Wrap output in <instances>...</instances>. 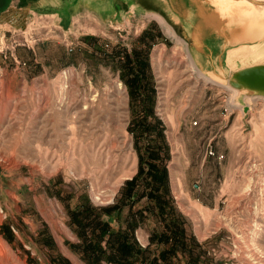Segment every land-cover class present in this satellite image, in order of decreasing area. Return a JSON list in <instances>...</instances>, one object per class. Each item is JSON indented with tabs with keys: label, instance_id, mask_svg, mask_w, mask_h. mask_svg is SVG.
<instances>
[{
	"label": "rangeland",
	"instance_id": "374dc122",
	"mask_svg": "<svg viewBox=\"0 0 264 264\" xmlns=\"http://www.w3.org/2000/svg\"><path fill=\"white\" fill-rule=\"evenodd\" d=\"M245 1L0 0V264H86L69 247L78 238L68 211L85 201L112 205L138 163L128 92L107 55L130 50L153 25L163 37L149 55L154 112L187 232L216 264H264V101L246 103L264 88L241 75L264 66V0ZM252 6L260 31L251 30L247 61L237 50L230 64L228 9ZM207 27L218 38L214 50ZM186 55L238 89L243 112L227 103L230 92L197 78ZM157 227L149 217L136 231L139 243Z\"/></svg>",
	"mask_w": 264,
	"mask_h": 264
},
{
	"label": "trees",
	"instance_id": "16d2710c",
	"mask_svg": "<svg viewBox=\"0 0 264 264\" xmlns=\"http://www.w3.org/2000/svg\"><path fill=\"white\" fill-rule=\"evenodd\" d=\"M162 38L153 25L142 32L130 50L112 47L107 55L128 92L133 116L128 131L134 138L138 163L136 174L123 183L112 205L95 207L85 201L68 211L69 224L78 238V243L69 247L86 264H216L207 256L205 244L188 234L186 221L171 195L167 168L170 147L163 123L154 112L156 90L149 56ZM143 201L144 205L135 209ZM125 209L127 215L121 221ZM104 216L113 217L119 226L113 227ZM149 217L158 227L143 246L136 231ZM3 234L13 241L8 227ZM51 264L61 263L53 260Z\"/></svg>",
	"mask_w": 264,
	"mask_h": 264
},
{
	"label": "bare ground",
	"instance_id": "6f19581e",
	"mask_svg": "<svg viewBox=\"0 0 264 264\" xmlns=\"http://www.w3.org/2000/svg\"><path fill=\"white\" fill-rule=\"evenodd\" d=\"M176 1V0H175ZM248 1V0H247ZM251 2H249V3H251V4H253L252 3V0H250ZM263 1V0H262ZM246 2V1H245ZM178 4V3H177ZM247 4V3H246ZM179 5V4H178ZM254 5V4H253ZM107 6V5H106ZM185 7V6H184ZM119 8V7H118ZM212 8V7H211ZM101 9V8H100ZM113 9V8H112ZM177 9V8H176ZM214 9V8H213ZM108 10V9H107ZM230 12H233V14H234V11L233 10H231L230 8L228 9ZM99 11V10H98ZM113 11V10H112ZM255 11H258V9H256L254 6H252L251 7V12H253V13H248V12H237V14H238V17L236 18V21L238 22V25H240L241 23L243 24H245V26L246 27H244V30L245 29H247V36H248V38L250 37V36H253V31H254V35H255V33L257 32V31H260V28H259V25H258V23H259V21H258V17L257 16H259V15H257L258 14V12H255ZM101 13V12H100ZM205 13V12H204ZM106 15V14H105ZM180 15V14H179ZM112 17V16H111ZM154 17V16H153ZM156 17V16H155ZM193 17V16H192ZM195 17V16H194ZM183 18V17H182ZM158 19L160 20V22H162L163 20L160 18V17H158ZM178 19V18H177ZM184 22V21H183ZM185 23V22H184ZM195 23H197V22H195ZM163 24H164V22H163ZM162 24V25H163ZM166 24V23H165ZM264 25V24H263ZM195 27V26H194ZM188 28V27H187ZM252 29H254L253 31H251ZM261 30H263L262 28H261ZM251 31V32H250ZM256 36V35H255ZM227 38V37H226ZM255 39V38H254ZM233 41V40H232ZM239 41V40H238ZM245 41V40H244ZM243 42V41H242ZM236 43V42H235ZM234 43V44H235ZM246 43V42H245ZM251 43V42H250ZM231 44V43H230ZM236 44H238V43H236ZM235 44V45H236ZM234 45V46H235ZM250 45V44H249ZM252 51V50H251ZM249 52V51H248ZM251 54V53H250ZM187 56V58H188V60H189V62H190V66L189 67H191L193 70H194V72H195V75H197V78H201L204 82H206L207 84H209V85H211V86H216V87H219V88H221L222 90H225V91H228V92H230L231 93V97H229V99H228V104L230 105V103H232V104H234V108L235 109H238L240 112L242 111V107L238 104V103H236L235 102V99H234V96L236 97L237 95H238V89H236V88H234V87H232V86H230V85H223V84H221V83H219L218 81H216L215 79H213V78H210V77H207L206 76V74L204 73V72H202L199 68H198V66H197V64L195 63V61L193 60V58L190 56V55H186ZM186 59V58H185ZM246 59V58H245ZM247 61V60H246ZM229 66V65H228ZM229 67H231V66H229ZM229 67H227V68H229ZM231 70H233V69H231ZM193 72V71H192ZM193 74V73H192ZM255 96L254 97H248L247 98V100H246V103H247V107H249L250 106V103H251V101H254V102H257V101H261V100H263L264 101V91L263 92H260V91H256L255 92ZM251 96V95H250ZM238 97V96H237ZM248 111H249V109H248ZM243 112V111H242Z\"/></svg>",
	"mask_w": 264,
	"mask_h": 264
},
{
	"label": "crops",
	"instance_id": "0c3cea01",
	"mask_svg": "<svg viewBox=\"0 0 264 264\" xmlns=\"http://www.w3.org/2000/svg\"><path fill=\"white\" fill-rule=\"evenodd\" d=\"M237 12H246V9L243 10L242 8H240L239 10H237V8H235L234 14H233V12H231V14H229V19H228L227 24H226L227 26L223 29V37H224V41H225V47H227V50H229V57H230L229 62H230V64H234V65L236 64V62H235V60L234 61L232 60V56L235 55L237 50L239 51V54L241 57L239 60V62L241 64L245 63L246 59H247L245 56L246 44L248 41L247 29L244 30V27H246L244 23L243 24L241 23L240 25H238V22L236 21V18L238 17ZM228 13H230L229 10H228ZM206 29L207 30H205L204 32H207V34H205V37H207L206 40H208L207 47L209 49L214 50L217 47V44H219V42L217 40L218 39L217 35L215 34V30H210V28H208V27ZM235 42L238 44H236Z\"/></svg>",
	"mask_w": 264,
	"mask_h": 264
},
{
	"label": "water",
	"instance_id": "95a60500",
	"mask_svg": "<svg viewBox=\"0 0 264 264\" xmlns=\"http://www.w3.org/2000/svg\"><path fill=\"white\" fill-rule=\"evenodd\" d=\"M247 1V0H246ZM249 2H251L250 0H248ZM252 3L254 5H258V2H255L252 0ZM242 76H249L250 77V85H252L253 87H260V88H264V66L263 67H258L255 70H247L244 71L243 73H241ZM260 92H263L264 89H260L258 90ZM246 111L248 110L247 108H245Z\"/></svg>",
	"mask_w": 264,
	"mask_h": 264
},
{
	"label": "built area",
	"instance_id": "2783aa9c",
	"mask_svg": "<svg viewBox=\"0 0 264 264\" xmlns=\"http://www.w3.org/2000/svg\"><path fill=\"white\" fill-rule=\"evenodd\" d=\"M210 155H212V153L210 152Z\"/></svg>",
	"mask_w": 264,
	"mask_h": 264
}]
</instances>
